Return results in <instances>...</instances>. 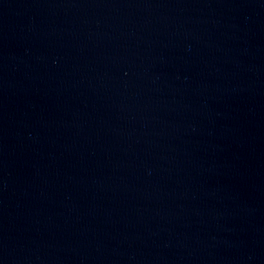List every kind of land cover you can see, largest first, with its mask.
Listing matches in <instances>:
<instances>
[{
	"label": "water",
	"instance_id": "obj_1",
	"mask_svg": "<svg viewBox=\"0 0 264 264\" xmlns=\"http://www.w3.org/2000/svg\"><path fill=\"white\" fill-rule=\"evenodd\" d=\"M0 264H264V0H0Z\"/></svg>",
	"mask_w": 264,
	"mask_h": 264
}]
</instances>
